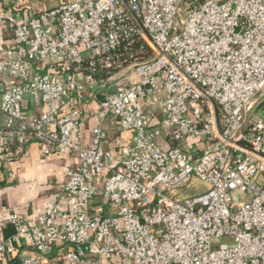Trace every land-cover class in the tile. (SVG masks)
I'll return each mask as SVG.
<instances>
[{"label":"built area","instance_id":"obj_1","mask_svg":"<svg viewBox=\"0 0 264 264\" xmlns=\"http://www.w3.org/2000/svg\"><path fill=\"white\" fill-rule=\"evenodd\" d=\"M0 24V174L33 144L78 161L42 210L2 217L0 264L17 241L19 264L57 246L64 264H264V0H61ZM106 126L129 140L105 148Z\"/></svg>","mask_w":264,"mask_h":264},{"label":"crops","instance_id":"obj_2","mask_svg":"<svg viewBox=\"0 0 264 264\" xmlns=\"http://www.w3.org/2000/svg\"><path fill=\"white\" fill-rule=\"evenodd\" d=\"M7 7H13L19 17L27 18L53 6L48 7L38 0H0V8ZM12 37L11 28L0 24V56L4 49L12 44ZM24 105H26V114L35 113L41 109V105L28 100L24 102ZM91 111L94 112V109ZM93 112L82 126L85 144L90 141L91 129L97 123ZM106 127V136L103 140L105 148H113L129 140L128 132L120 131L116 126ZM77 165V159L71 156L41 155L37 146L33 144L29 156L16 169V177L13 181H5V174H0V222L8 213L32 215L42 210L46 201L57 197L58 187L65 179L66 170ZM70 202L69 196H63L61 207L68 210ZM13 231L11 224L7 223L2 227L1 234L7 236ZM16 245L19 256H14L9 262L3 261L2 264H19V257L30 253L29 247L23 241H17ZM44 264H64L60 246L55 248Z\"/></svg>","mask_w":264,"mask_h":264},{"label":"rangeland","instance_id":"obj_3","mask_svg":"<svg viewBox=\"0 0 264 264\" xmlns=\"http://www.w3.org/2000/svg\"><path fill=\"white\" fill-rule=\"evenodd\" d=\"M39 2H44V5L50 7L57 5L60 0H38ZM264 111V106L259 108V112ZM206 190V185L203 182L197 181V180H191L190 182V187L183 189L184 194H189V195H194V194H199L202 193ZM246 195L243 194H236L234 199L239 202V200H242L246 198ZM225 239H220V241H224Z\"/></svg>","mask_w":264,"mask_h":264}]
</instances>
